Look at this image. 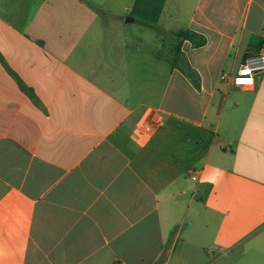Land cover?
<instances>
[{
  "label": "crops",
  "instance_id": "crops-1",
  "mask_svg": "<svg viewBox=\"0 0 264 264\" xmlns=\"http://www.w3.org/2000/svg\"><path fill=\"white\" fill-rule=\"evenodd\" d=\"M263 45L264 0H0V264H264Z\"/></svg>",
  "mask_w": 264,
  "mask_h": 264
},
{
  "label": "built area",
  "instance_id": "built-area-1",
  "mask_svg": "<svg viewBox=\"0 0 264 264\" xmlns=\"http://www.w3.org/2000/svg\"><path fill=\"white\" fill-rule=\"evenodd\" d=\"M263 73L264 45L258 52L247 55L234 73L221 74L220 80L233 87H250L254 85L256 76ZM152 127L150 122H146L139 132L149 131ZM191 178L195 180V176L192 175Z\"/></svg>",
  "mask_w": 264,
  "mask_h": 264
},
{
  "label": "rangeland",
  "instance_id": "rangeland-1",
  "mask_svg": "<svg viewBox=\"0 0 264 264\" xmlns=\"http://www.w3.org/2000/svg\"><path fill=\"white\" fill-rule=\"evenodd\" d=\"M63 1L66 2V0ZM67 3H71V2H67ZM86 11L88 13V16H90L91 10L87 8ZM125 38L128 42H133L135 46H138L137 47L138 51L135 52L139 56L143 55L144 57L143 59L145 61L152 60V56L148 51L162 50L161 45H165L164 39L162 40V37L157 35V33L154 30L142 29L141 27H139L138 24L127 25Z\"/></svg>",
  "mask_w": 264,
  "mask_h": 264
},
{
  "label": "trees",
  "instance_id": "trees-1",
  "mask_svg": "<svg viewBox=\"0 0 264 264\" xmlns=\"http://www.w3.org/2000/svg\"><path fill=\"white\" fill-rule=\"evenodd\" d=\"M83 1V0H81ZM153 30L159 34L161 32L159 27H153ZM172 35L174 36L177 44L175 46V51L179 54L180 53V45L183 41L187 40L189 41L193 47L197 48V47H201L205 44L206 40L203 36L190 31L188 29H181L178 31H174L172 32ZM182 71L186 74V76L188 78H192L193 76V71L188 67L185 66L184 68H182ZM166 258V254L164 253V255L157 261L156 264H164Z\"/></svg>",
  "mask_w": 264,
  "mask_h": 264
},
{
  "label": "water",
  "instance_id": "water-1",
  "mask_svg": "<svg viewBox=\"0 0 264 264\" xmlns=\"http://www.w3.org/2000/svg\"><path fill=\"white\" fill-rule=\"evenodd\" d=\"M129 21H131V20H129Z\"/></svg>",
  "mask_w": 264,
  "mask_h": 264
},
{
  "label": "snow or ice",
  "instance_id": "snow-or-ice-1",
  "mask_svg": "<svg viewBox=\"0 0 264 264\" xmlns=\"http://www.w3.org/2000/svg\"><path fill=\"white\" fill-rule=\"evenodd\" d=\"M250 82V81H249Z\"/></svg>",
  "mask_w": 264,
  "mask_h": 264
}]
</instances>
